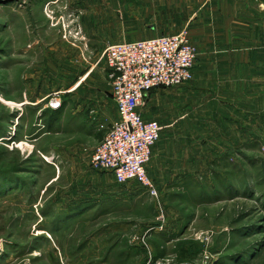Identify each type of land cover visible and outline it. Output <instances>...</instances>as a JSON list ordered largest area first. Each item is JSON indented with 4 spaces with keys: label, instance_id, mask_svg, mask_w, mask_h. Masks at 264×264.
Returning <instances> with one entry per match:
<instances>
[{
    "label": "rangeland",
    "instance_id": "rangeland-1",
    "mask_svg": "<svg viewBox=\"0 0 264 264\" xmlns=\"http://www.w3.org/2000/svg\"><path fill=\"white\" fill-rule=\"evenodd\" d=\"M156 2L0 0V264H264V56L187 110L182 185L158 198L73 159L72 90L96 79L74 67L186 29Z\"/></svg>",
    "mask_w": 264,
    "mask_h": 264
},
{
    "label": "crops",
    "instance_id": "crops-1",
    "mask_svg": "<svg viewBox=\"0 0 264 264\" xmlns=\"http://www.w3.org/2000/svg\"><path fill=\"white\" fill-rule=\"evenodd\" d=\"M177 2L157 0L156 4L159 12L166 13ZM179 2L184 3V28L195 31L196 43L201 50L199 56L203 57L198 58L191 82L180 88L152 92L141 109L146 117L164 123L167 129L153 147L147 166L159 189L170 188L174 183L182 185L187 157L184 155V115L187 110L193 109L206 92L228 94L231 86L242 84L239 73L243 72L246 56H264V0ZM190 34L193 35V31ZM74 74L75 77L86 74L88 80L91 76L96 78L73 88V93L80 91L75 93L74 106L69 112L73 120L70 126H74L77 136H82L69 147L73 159L77 165L91 166L93 153L109 129L106 126L111 127L117 120L118 110L104 55L96 56L85 68L74 67Z\"/></svg>",
    "mask_w": 264,
    "mask_h": 264
},
{
    "label": "built area",
    "instance_id": "built-area-1",
    "mask_svg": "<svg viewBox=\"0 0 264 264\" xmlns=\"http://www.w3.org/2000/svg\"><path fill=\"white\" fill-rule=\"evenodd\" d=\"M104 57L118 118L95 149L91 168L111 172L120 185L137 182L149 196L158 198L147 166L163 126L141 109L152 92L180 88L193 80L197 48L186 28L176 34L110 45ZM60 97L57 93L58 101Z\"/></svg>",
    "mask_w": 264,
    "mask_h": 264
},
{
    "label": "water",
    "instance_id": "water-1",
    "mask_svg": "<svg viewBox=\"0 0 264 264\" xmlns=\"http://www.w3.org/2000/svg\"><path fill=\"white\" fill-rule=\"evenodd\" d=\"M57 107V106H56Z\"/></svg>",
    "mask_w": 264,
    "mask_h": 264
}]
</instances>
